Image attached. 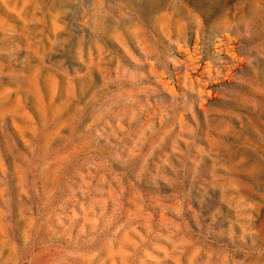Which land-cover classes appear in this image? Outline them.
Listing matches in <instances>:
<instances>
[{"label": "rangeland", "instance_id": "1", "mask_svg": "<svg viewBox=\"0 0 264 264\" xmlns=\"http://www.w3.org/2000/svg\"><path fill=\"white\" fill-rule=\"evenodd\" d=\"M0 264H264V0H0Z\"/></svg>", "mask_w": 264, "mask_h": 264}]
</instances>
